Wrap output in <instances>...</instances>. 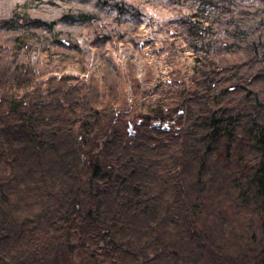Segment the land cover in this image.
Wrapping results in <instances>:
<instances>
[{
	"label": "trees",
	"instance_id": "obj_1",
	"mask_svg": "<svg viewBox=\"0 0 264 264\" xmlns=\"http://www.w3.org/2000/svg\"><path fill=\"white\" fill-rule=\"evenodd\" d=\"M146 1L194 56L141 114L102 48ZM0 264H264V0H0Z\"/></svg>",
	"mask_w": 264,
	"mask_h": 264
},
{
	"label": "rangeland",
	"instance_id": "obj_2",
	"mask_svg": "<svg viewBox=\"0 0 264 264\" xmlns=\"http://www.w3.org/2000/svg\"><path fill=\"white\" fill-rule=\"evenodd\" d=\"M143 12V21L136 30L129 35L132 42H121L113 38L112 42L106 43L102 48L103 57H108L114 63L120 80L122 100L130 104L129 107L138 112L148 113L152 108L157 107L158 100L163 99L167 91V82L173 77L180 75L186 80L190 77L193 65L192 53L187 49L184 34L179 32L171 22L175 19L178 9L169 8L164 5H157L149 1L140 5ZM184 12V10H182ZM87 32L81 33L77 40L85 52L83 76L97 77L94 65L93 51L86 40ZM103 59L100 60L102 64ZM135 62L133 78L136 85L137 95L133 93L129 83L128 63ZM77 67V68H76ZM66 65L61 67V72L77 75L81 70L79 65ZM78 69V70H77ZM98 78V77H97ZM170 120H164L163 125L170 124ZM236 207H230L232 210Z\"/></svg>",
	"mask_w": 264,
	"mask_h": 264
}]
</instances>
